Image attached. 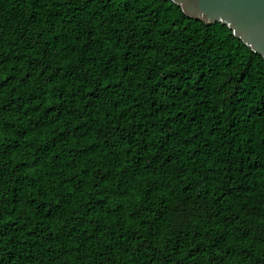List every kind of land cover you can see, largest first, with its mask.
Segmentation results:
<instances>
[{"label": "trees", "instance_id": "trees-1", "mask_svg": "<svg viewBox=\"0 0 264 264\" xmlns=\"http://www.w3.org/2000/svg\"><path fill=\"white\" fill-rule=\"evenodd\" d=\"M0 264H264V58L166 0H0Z\"/></svg>", "mask_w": 264, "mask_h": 264}, {"label": "water", "instance_id": "water-1", "mask_svg": "<svg viewBox=\"0 0 264 264\" xmlns=\"http://www.w3.org/2000/svg\"><path fill=\"white\" fill-rule=\"evenodd\" d=\"M190 18L227 25L234 35L264 58V0H166Z\"/></svg>", "mask_w": 264, "mask_h": 264}]
</instances>
